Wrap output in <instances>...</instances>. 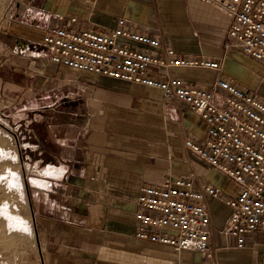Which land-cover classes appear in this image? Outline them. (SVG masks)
<instances>
[{
	"label": "crops",
	"instance_id": "crops-1",
	"mask_svg": "<svg viewBox=\"0 0 264 264\" xmlns=\"http://www.w3.org/2000/svg\"><path fill=\"white\" fill-rule=\"evenodd\" d=\"M60 14L76 16L79 28L110 29L123 17L180 54L222 64L221 71L179 67L172 68L171 75L207 88L223 77L264 96V64L239 47L226 46L231 41V19L210 3L17 2L14 25L1 41L0 79L26 91H53L55 97L58 89L60 98L82 104L86 113L79 136L63 139V144H72L71 156L49 160L45 165L49 174L37 186L40 192L30 197L37 253L18 264H209L199 251H179L135 235L141 186L175 177L194 178L221 190L220 196L207 201L214 264H264V229L252 232L240 248L226 233L230 208L225 200L238 191L236 183L185 146L187 137L202 141L206 136L203 118L181 102L166 100L159 88L50 62L42 37Z\"/></svg>",
	"mask_w": 264,
	"mask_h": 264
},
{
	"label": "built area",
	"instance_id": "built-area-1",
	"mask_svg": "<svg viewBox=\"0 0 264 264\" xmlns=\"http://www.w3.org/2000/svg\"><path fill=\"white\" fill-rule=\"evenodd\" d=\"M200 1L230 17L227 47H239L264 64V0ZM15 13L5 16V27L13 25ZM77 22L76 16L60 14L57 23L47 27L42 46L48 60L78 72L159 88L166 100L196 111L206 122V136L202 141L187 137L185 146L236 183L238 191L225 200L230 208L225 230L239 248L244 247L252 232L264 229V96L223 77L207 88L171 75L172 68L221 71L222 64L180 54L123 17L110 29L79 28ZM220 195L218 187L190 177L143 185L137 197L135 235L179 251H199L214 264L207 201Z\"/></svg>",
	"mask_w": 264,
	"mask_h": 264
},
{
	"label": "rangeland",
	"instance_id": "rangeland-1",
	"mask_svg": "<svg viewBox=\"0 0 264 264\" xmlns=\"http://www.w3.org/2000/svg\"><path fill=\"white\" fill-rule=\"evenodd\" d=\"M19 1L0 0V51L11 28L4 26L3 19L16 11ZM54 91L57 97L53 91H26L0 79V264H18L36 252L30 197L39 191V179L49 174L45 169L49 160L57 161L63 155L69 159L72 144H63V139H76L86 121L82 104L62 99L58 89ZM40 149L44 150L41 154ZM4 211L20 216L19 224H11Z\"/></svg>",
	"mask_w": 264,
	"mask_h": 264
},
{
	"label": "bare ground",
	"instance_id": "bare-ground-1",
	"mask_svg": "<svg viewBox=\"0 0 264 264\" xmlns=\"http://www.w3.org/2000/svg\"><path fill=\"white\" fill-rule=\"evenodd\" d=\"M10 181H11L12 184H16V182H17V181L15 182V180L13 178L10 179ZM4 215L8 217V219H9V221H10L11 224H19L20 220L18 218L20 216L19 217H14L13 215L9 214L7 211H4Z\"/></svg>",
	"mask_w": 264,
	"mask_h": 264
}]
</instances>
